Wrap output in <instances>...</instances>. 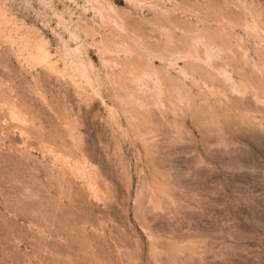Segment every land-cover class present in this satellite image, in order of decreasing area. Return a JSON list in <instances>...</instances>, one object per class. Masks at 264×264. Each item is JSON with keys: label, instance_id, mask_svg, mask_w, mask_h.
Instances as JSON below:
<instances>
[{"label": "rangeland", "instance_id": "rangeland-1", "mask_svg": "<svg viewBox=\"0 0 264 264\" xmlns=\"http://www.w3.org/2000/svg\"><path fill=\"white\" fill-rule=\"evenodd\" d=\"M0 264H264V0H0Z\"/></svg>", "mask_w": 264, "mask_h": 264}]
</instances>
